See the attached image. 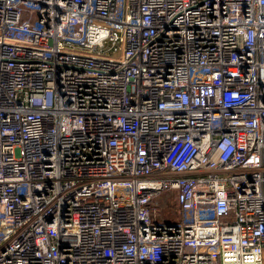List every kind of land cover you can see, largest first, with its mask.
<instances>
[{
    "label": "built area",
    "instance_id": "1",
    "mask_svg": "<svg viewBox=\"0 0 264 264\" xmlns=\"http://www.w3.org/2000/svg\"><path fill=\"white\" fill-rule=\"evenodd\" d=\"M0 264H264V0H0Z\"/></svg>",
    "mask_w": 264,
    "mask_h": 264
},
{
    "label": "rangeland",
    "instance_id": "2",
    "mask_svg": "<svg viewBox=\"0 0 264 264\" xmlns=\"http://www.w3.org/2000/svg\"><path fill=\"white\" fill-rule=\"evenodd\" d=\"M170 201H171V200H170ZM170 209H171V203L168 204V205L166 206V208L163 209V211L166 210V212H167V211H169ZM165 214H166V213H165ZM166 216H167V218L170 219V220H172V219H176V217H174V215H168V214H166Z\"/></svg>",
    "mask_w": 264,
    "mask_h": 264
}]
</instances>
